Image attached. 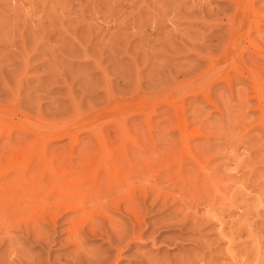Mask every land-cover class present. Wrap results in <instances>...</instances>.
Masks as SVG:
<instances>
[{
	"label": "rangeland",
	"instance_id": "rangeland-1",
	"mask_svg": "<svg viewBox=\"0 0 264 264\" xmlns=\"http://www.w3.org/2000/svg\"><path fill=\"white\" fill-rule=\"evenodd\" d=\"M261 51L264 0H0V130L13 134L0 157L10 178L38 161L40 141L17 131L20 121L26 130L94 124L110 133L125 123V142L102 151L81 132L77 148L54 142L45 160L77 163L87 140L94 161L129 160L121 193L134 209L114 196L118 208L95 217L102 235L84 232L76 249L64 241L70 214L46 249L5 228L29 219L22 210H0V264H64L72 252L81 264H264ZM22 187L4 190L21 208Z\"/></svg>",
	"mask_w": 264,
	"mask_h": 264
},
{
	"label": "bare ground",
	"instance_id": "bare-ground-1",
	"mask_svg": "<svg viewBox=\"0 0 264 264\" xmlns=\"http://www.w3.org/2000/svg\"><path fill=\"white\" fill-rule=\"evenodd\" d=\"M261 52H264V51H261ZM224 53L225 52H222L223 55H226ZM256 53H258V51ZM261 55H264V54L260 53L259 56L256 54V56H258L259 58L264 57ZM225 57H227V56H225ZM262 60H264V58H262ZM253 61L256 63V60H253ZM212 76L215 77V78L212 77V80L220 79V74L218 72H215V73L213 72ZM221 79H223L222 75H221ZM260 100H262V99H260ZM262 101H264V100H262ZM262 107H264V106H262ZM124 118L122 119V117H120L121 122H123L122 120H124ZM126 118H128V117H126ZM115 120L116 119H114V121ZM17 121H19V120L17 119ZM2 122H4V121H2ZM93 125L91 126L89 124H83L82 126L78 125L76 127L74 126L71 128H67V127L61 126V125L58 127H51L54 125H51L50 127L40 125L38 128H36L34 126L35 127V128L33 127L34 129L32 128L30 130H26V128H28V126H26L25 122H23V124H22V121H20V122H18V124H16L15 127H16L17 131H21V133L23 132V134H25V135H30V136L32 135V137L35 136L36 139L38 141H40V143L38 144L40 146V148L38 149L39 152L37 150L34 151V152L39 153V154L37 153L38 161L36 163L32 164V160H31L28 163L24 164L19 160L20 163L23 164V166L21 169L17 168L20 170L18 171L17 175L14 174L15 175L14 178H10V175H12L11 171H10L11 169L8 170L6 167L7 165L4 166L6 164V162L3 163V165H2L3 158L0 157V210H2V212L4 214H7L8 210H10L11 208H13L12 210L14 212H16L15 211L16 209L18 211L22 210V214H25V215H23L24 218L25 219H26V217L29 218V219H26V222H24L20 218H17L13 221L14 223H12L9 226H6L5 228L12 227L14 229H17L18 231L21 229V230H23L22 232L24 234H26L27 239L32 237L33 242H36V243L40 244L41 247H44L47 249V246L50 243H56L55 239L57 237L56 232H57L59 220L63 219L66 215L70 214L71 216H70V218H68V220L70 221L71 227H70V231H69L68 235L65 236L64 241L67 244L69 243V245H71V247L75 246L74 249H76L77 244L80 243L79 240H81V235L83 236L84 232L85 233L92 232L93 234L102 235L103 225L100 224L99 221L97 220V218H95V217H96V215H98V216L101 215V213H103L105 211V206L113 207L116 209L118 208L117 207L118 205H116V204H115V206H113V203H115V201H113L114 196H119L120 198H122L123 199L122 201L126 204V208H129L130 212H132L134 214V209L131 206L133 203L132 198L130 196H127V197L123 196L121 193L122 192V190H121L122 186H125V185L127 186V185H129V182H130V180L128 182V176H127V172H126L127 170L130 171V169H128V167H127V166H129L128 165L129 160H127V162H125L126 159H124L122 157L113 158L110 156L108 158V155H106L107 157H104L101 161H94L93 160L94 158L91 157L92 154H91V156L89 155V150H91L93 142L88 141L91 138L94 139V142L100 146L99 150H101L103 148L102 151H104V149L108 148L107 145L110 148L111 144L109 145L108 143L112 140H116L118 142H125L124 138L129 135V131L127 129L128 127L125 126V123H123V125L118 123L113 129H111L112 132L110 133L109 131H104V129L99 128V127L93 128ZM94 127H95V125H94ZM107 127H108V129L111 128L110 125H108ZM4 128H6V126L3 127V129ZM5 130L6 129H4V132H5ZM81 132H83V133L86 132L88 140L84 144L81 143L82 145H81V147H79V149H80V150H78L79 154H80V161L79 162H77V163L74 162L72 158H71L72 160H68V161L67 160L63 161L64 159L63 160L58 159L55 161L54 158L51 159L52 156L48 157V160H45V158H46L45 156L47 154V151H50L49 149L51 147V144L54 142L64 141L65 139H67V143L71 144V146H68V147H71L72 151H73L72 146L74 145L76 147V146H79V144H80L77 141L78 140L77 135ZM10 133H11V131H10ZM10 133H9V135L5 136L6 137L5 138L4 137L5 134L3 133V130H0V137H2V139L4 137V141L0 139V142H1L0 149H2V153L10 151V144H12V143H10L12 141L10 138V136H11ZM25 138L23 137L22 139H25ZM92 139H91V141H93ZM25 141H26V139H25ZM74 143H77V145H75ZM30 144H31L30 146L32 147V143H30ZM123 145H125V147H126V148H123L124 147L123 146L122 147L123 149L129 148L126 146V143ZM16 146H15V148H17ZM30 146L28 147L29 149H31ZM97 149H98V147H97ZM127 150H128L127 151V153H128L129 149H127ZM137 150H136V152H137ZM16 151L17 150H15V152ZM116 151H117V153L119 152L118 149H116ZM15 152H12L10 154H13ZM138 152H140V151H138ZM52 153H54V152H52ZM95 154H96V152H95ZM101 154L102 153L100 151L99 155H101ZM2 155L4 156V154H2ZM126 155L127 154L125 151V158L127 157ZM8 156H10V155H8ZM103 156H105V153H103ZM11 157H8V158L11 159ZM14 157H12V159ZM8 158H7V160H8ZM60 159H62V158H60ZM10 163H12V165H13V162H10ZM40 164H42V166H43L42 169H41L42 166ZM14 165H16V164L14 163ZM21 165L19 167H21ZM125 165H126L127 170H125L126 169ZM10 167H11V164H10ZM89 168H92V169H89ZM78 170H82L81 172H85L88 170L89 172H87V173L85 172L86 174L84 176L81 174L83 176L82 177V176H80V172ZM12 172H14V171H12ZM26 172H28V175L30 174V177L31 176L33 177L35 173H37L36 174L37 176L39 174V176H38L37 180H35V181L33 179H28L26 182L23 181L24 184L26 185L25 186L24 184H22L23 182L21 183V182H19V180L21 178H23V176ZM124 176H126V177H124ZM124 178H127V179H124ZM88 180L90 181V183ZM124 180H126L127 183H125ZM86 181H88L87 183H88V185H90L88 187H90V188L87 187V189H85L83 187L84 183ZM48 182L52 183L51 190L48 191V189H47L45 191L46 193H42L41 190L43 189L44 185L49 184ZM102 182L106 183V185H107V190L104 189L105 191L102 190V188H104L103 187L104 185L103 186L101 185ZM27 184L30 186H27ZM100 185L102 186V188ZM19 186L20 187L23 186L21 188L23 194H21V195L23 197L26 196V198H27L25 200V205H23L22 208L17 207L18 203H16V201H17L16 200V197H17L16 194L11 193V196H10L8 193H6L4 191L5 188H8V187H9V189L12 188L14 190H19L17 188ZM28 187H31V189L32 188L33 189L30 191L29 190L30 188H29V189H27L28 191H26V188H28ZM43 191H44V189H43ZM24 193H26V195ZM6 194L8 197H6ZM21 195L18 197H22ZM22 221L24 222L23 224H25V225H22ZM30 223L32 224L31 228H30V226L28 227V225ZM21 227L24 229H22ZM87 227L89 229H86ZM21 230H20V232H21ZM7 232L8 231L3 233L5 235L4 236L5 238H6V235H8V234H6ZM51 232H53V233H51ZM119 235L116 234V236L118 237L117 239L123 240V238L121 236H125V233L123 234V232H120ZM0 243L1 244L3 243L2 240H0ZM78 251H81V250H78ZM118 252H119V249H118ZM71 254H72V256H71ZM68 256H71V257H69L67 259L65 257L66 262H64V264H81V259L76 253L72 252ZM118 256H119V254L117 253L116 257H118ZM13 259L14 258H12V259L9 258L8 260L5 261V264H15L14 260H16V259H14V260ZM100 260L101 259L97 260L98 263H95V264H108L107 262L100 261ZM116 260H117V258H116ZM29 261H32V260H29ZM34 261H35V264H40V263H38L39 261L38 262H37V260H34ZM114 262L115 261H113L112 263L114 264Z\"/></svg>",
	"mask_w": 264,
	"mask_h": 264
}]
</instances>
